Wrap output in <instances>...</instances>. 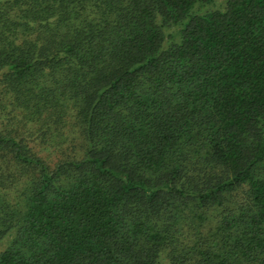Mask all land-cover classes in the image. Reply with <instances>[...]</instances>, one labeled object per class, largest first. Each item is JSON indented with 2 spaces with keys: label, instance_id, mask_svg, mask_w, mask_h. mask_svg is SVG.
Instances as JSON below:
<instances>
[{
  "label": "trees",
  "instance_id": "16d2710c",
  "mask_svg": "<svg viewBox=\"0 0 264 264\" xmlns=\"http://www.w3.org/2000/svg\"><path fill=\"white\" fill-rule=\"evenodd\" d=\"M0 264H264V0H0Z\"/></svg>",
  "mask_w": 264,
  "mask_h": 264
}]
</instances>
